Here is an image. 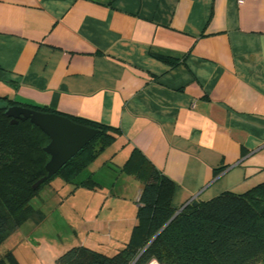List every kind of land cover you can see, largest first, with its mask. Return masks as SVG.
<instances>
[{"label": "crops", "instance_id": "crops-1", "mask_svg": "<svg viewBox=\"0 0 264 264\" xmlns=\"http://www.w3.org/2000/svg\"><path fill=\"white\" fill-rule=\"evenodd\" d=\"M0 97L115 127L176 208L244 192L264 181V0H0Z\"/></svg>", "mask_w": 264, "mask_h": 264}, {"label": "trees", "instance_id": "trees-1", "mask_svg": "<svg viewBox=\"0 0 264 264\" xmlns=\"http://www.w3.org/2000/svg\"><path fill=\"white\" fill-rule=\"evenodd\" d=\"M158 58L177 63L167 57ZM17 104L54 111L0 97V196L16 189L28 191L17 203L21 210L30 207V197L48 180L32 188L46 174L44 166L49 156L43 148L49 138L28 119L11 122L12 117L5 111ZM66 116L98 129V133L56 173L61 172L77 186L96 188L99 183L92 167L115 141L118 131L103 123ZM120 170L134 175L142 184L136 200V222L128 241L110 256L75 245L60 254L56 264H149L153 259L159 264H253L264 256V181L241 193L224 191L176 208L172 205L175 183L141 153L132 151Z\"/></svg>", "mask_w": 264, "mask_h": 264}, {"label": "rangeland", "instance_id": "rangeland-1", "mask_svg": "<svg viewBox=\"0 0 264 264\" xmlns=\"http://www.w3.org/2000/svg\"><path fill=\"white\" fill-rule=\"evenodd\" d=\"M119 143L115 139L96 159V188L77 186L60 172L37 187L30 207L17 205L28 191L0 196V264H56L75 245L109 256L124 246L136 222L142 184L120 170L130 151ZM149 264L159 263L153 259ZM253 264H264V256Z\"/></svg>", "mask_w": 264, "mask_h": 264}, {"label": "water", "instance_id": "water-1", "mask_svg": "<svg viewBox=\"0 0 264 264\" xmlns=\"http://www.w3.org/2000/svg\"><path fill=\"white\" fill-rule=\"evenodd\" d=\"M11 122L29 120L47 134L49 142L43 148L49 158L45 163L46 174L33 183L36 189L43 181L51 178L59 169L83 149L98 133V129L74 122L68 116L43 112L30 107L13 105L5 111ZM196 204L198 201H191Z\"/></svg>", "mask_w": 264, "mask_h": 264}]
</instances>
